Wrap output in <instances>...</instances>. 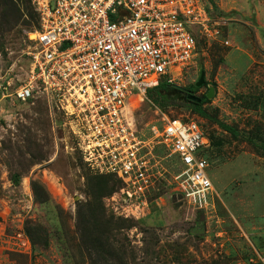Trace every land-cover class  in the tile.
Listing matches in <instances>:
<instances>
[{"label":"rangeland","instance_id":"374dc122","mask_svg":"<svg viewBox=\"0 0 264 264\" xmlns=\"http://www.w3.org/2000/svg\"><path fill=\"white\" fill-rule=\"evenodd\" d=\"M19 1L23 18L17 25L8 20L13 26L0 39V264H264V0H202L210 32L217 33L193 28L196 56L169 78L178 87H194L199 99L211 88L202 108L234 134L193 114L179 96L164 108L135 94L126 103V117L144 137L166 118L200 126L215 193L193 200L175 195L179 163L159 146L150 158L155 180L144 216H123L119 190L103 197L105 216L126 224L107 233L104 245L112 252L101 255L93 237L80 236L90 226L86 205L92 199L84 174H114L96 173L84 162L81 128L56 100H15L13 91L28 80V40L40 31L38 5L55 2ZM201 73L204 83L196 87ZM13 174L19 175L15 183ZM32 182L43 188L42 201L35 200ZM39 227L46 245H33L25 232ZM86 246L96 252L89 255Z\"/></svg>","mask_w":264,"mask_h":264},{"label":"built area","instance_id":"2783aa9c","mask_svg":"<svg viewBox=\"0 0 264 264\" xmlns=\"http://www.w3.org/2000/svg\"><path fill=\"white\" fill-rule=\"evenodd\" d=\"M37 11L40 31L26 52L28 80L13 96L21 102L54 99L74 117L84 137V162L124 182L116 195L123 216H144L155 180L150 158L159 146L179 163L175 195L193 200L215 193L204 155L208 140L197 123L166 118L144 137L125 112L134 94L145 98L195 58L193 28L217 33L210 32L202 0H55L52 6L43 1Z\"/></svg>","mask_w":264,"mask_h":264},{"label":"trees","instance_id":"16d2710c","mask_svg":"<svg viewBox=\"0 0 264 264\" xmlns=\"http://www.w3.org/2000/svg\"><path fill=\"white\" fill-rule=\"evenodd\" d=\"M23 1L26 2V0ZM19 2V0H0V39L3 37L4 33L9 31L13 25H17L19 20L23 18V15H21L22 11H20L19 9ZM208 2L213 5L212 0H208ZM28 15L30 14L28 13ZM8 20H12L14 24L9 25ZM23 22H26V20H23ZM36 28H39V15ZM194 36L195 38H197L196 32H194ZM1 49L2 48H0V50ZM194 89V87L191 89L178 87L176 85L168 83L167 79H164V81L161 80L155 87L147 90L145 94V99L153 107L164 108L168 107L169 103L177 99V96H179L180 98L185 99L189 103V105L185 107L189 109L193 114H196L203 119L209 120L210 123L217 125L222 131L226 133L234 134L235 131L233 128L225 125L216 117L208 115V113L203 110L202 106L205 102H207L206 95H203L200 98V102L198 103L186 99V91H193ZM218 145V143L213 142V147H217ZM261 149L264 152V145H262ZM42 160L43 158L38 159V161ZM84 176L86 186L89 189L88 195L92 198L91 201L86 205L88 211L87 226L89 222L90 226L92 223V227L91 229H89L90 226L89 228L86 227L87 229L82 230V234H80V236L82 238L88 237V239H90V237H93L95 240L94 246L97 252L92 248H88L87 246L85 250L88 252L89 255H91V251L96 252L98 255H101V253H103L104 251L106 253H108V251L112 252V248L107 249L104 245V240L107 239V233H110V230H119L120 228L125 227L126 222L122 219L116 222L113 220V218H107L103 211L101 201L103 197L110 196L111 194L116 193L118 190L122 189V187L124 186V182L121 178L115 175L92 177L88 173H85ZM12 179L13 183L17 182L19 180V175L13 174ZM31 185L34 191L35 200L42 201L43 199L41 200V195H44L43 188L41 186L38 187L37 183L35 182H32ZM81 207L82 206L79 205L78 209ZM98 228L102 229V234L88 233V230L93 231ZM25 232H27L29 239L31 240V243L33 245H36L37 243L46 245V232L43 227H39L36 230V233L34 231H28L26 229ZM36 234H38V237H36ZM97 235L98 237H96Z\"/></svg>","mask_w":264,"mask_h":264},{"label":"water","instance_id":"95a60500","mask_svg":"<svg viewBox=\"0 0 264 264\" xmlns=\"http://www.w3.org/2000/svg\"><path fill=\"white\" fill-rule=\"evenodd\" d=\"M203 83H204V74L201 73L200 78H199L198 82L195 84V86H196V87H201V86L203 85ZM212 93H213V90L210 88V90H209V92H208V94H207V98H210L211 95H212ZM187 98H188L190 101H193V102H197V103L200 102V99H199V98H196L195 96H193V95H191V94H189ZM199 223H200V222H199Z\"/></svg>","mask_w":264,"mask_h":264},{"label":"flooded vegetation","instance_id":"af4514ba","mask_svg":"<svg viewBox=\"0 0 264 264\" xmlns=\"http://www.w3.org/2000/svg\"><path fill=\"white\" fill-rule=\"evenodd\" d=\"M189 94H191V95L194 96V94H193L192 91H190V90L186 91V99H187V100H189V99L187 98ZM189 101H190V100H189Z\"/></svg>","mask_w":264,"mask_h":264}]
</instances>
